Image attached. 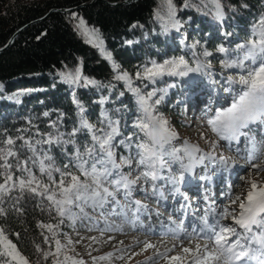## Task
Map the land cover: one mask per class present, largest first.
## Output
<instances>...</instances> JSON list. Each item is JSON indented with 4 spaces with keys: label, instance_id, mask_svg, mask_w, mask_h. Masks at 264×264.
Returning a JSON list of instances; mask_svg holds the SVG:
<instances>
[{
    "label": "snow or ice",
    "instance_id": "snow-or-ice-1",
    "mask_svg": "<svg viewBox=\"0 0 264 264\" xmlns=\"http://www.w3.org/2000/svg\"><path fill=\"white\" fill-rule=\"evenodd\" d=\"M201 4L205 9L211 6L215 18L223 22L225 11L221 0H201ZM185 6H188V0H185ZM72 15L76 17V13ZM153 17L161 23L164 32L170 29L179 31L182 26L176 19L173 0H159ZM76 30L86 37V43L98 47L106 59L112 60L111 53L103 48L98 28H89L83 18H78ZM232 35L231 32L224 33L225 39ZM126 43L132 44L133 41ZM198 43L185 47L194 49ZM216 51L224 54V59L220 61L223 69L239 71L224 80L227 86L223 91L229 95L235 93L231 102L216 108L206 119L208 130L216 139L208 140L204 132L199 133L200 139L210 145L208 151L188 139L178 146L174 145L173 142L179 139L178 133L169 126L165 117L155 111L163 96L151 103L157 90L145 94L141 88L133 86V78L127 71H122L118 64L112 62L114 79L124 81L135 97L140 113L132 123L135 131L118 139L122 136L123 110L102 108L99 120L92 123L84 116L85 108L74 94L73 103L77 105L80 119L70 132H61L58 123L50 121L54 131L40 133L37 130L35 135L39 139L6 136L0 140V216L8 214L5 205L15 192L21 195L29 192L46 199L49 210L56 212L59 223H38V227L47 230L44 243L49 248L44 250L36 245V250L43 260L51 258L52 264H88L75 251V245L81 243L83 237L73 241L63 234L65 239H60V225L65 220L73 226L80 222L88 230L99 233V236L88 237L90 243L86 247L92 249L93 244L113 240V236H108L107 240L101 238L106 233L123 232L124 225L139 229L146 236L157 234L156 225L145 224L142 219L147 217L151 221L152 215L159 221L158 234L171 237L170 243L166 239L151 242L134 238L127 245L120 241L119 246L103 255L93 256L89 251L91 264H116L122 260L127 264L133 257L149 249H152V254L142 261H136V264H158L160 260L164 264H264V142H257L254 136L249 135L252 131L250 126L264 124V15L252 24L247 40L236 44L235 48L225 47L222 43ZM202 55L208 57L212 53L205 50ZM209 69L210 63L205 64L193 52L191 63L183 55L162 62L150 60L139 66L135 78L155 83L165 76L189 77L195 74L191 82L196 83L198 75H212ZM60 76L73 89L104 87L98 81L83 76L80 67L61 72ZM30 91L25 89L10 98H18ZM160 91L166 93L167 89ZM107 100V97H101L97 103L104 105ZM48 115V112L44 113V116ZM97 124L100 126L97 127ZM81 134L88 136L83 143L78 139ZM242 138L243 149L240 147ZM18 140L23 141L19 147ZM220 141H225L235 155L226 156L218 152ZM45 145L47 149L43 147ZM54 145H67L71 149L69 152L65 148L69 163L63 169L55 166L50 155ZM118 146L128 152V155L120 154L119 160L116 152ZM24 149L31 155L21 159ZM239 159L245 163L240 164ZM133 162L139 173L134 177L131 171L126 173L123 170L126 167L132 169ZM174 165L179 166L175 172ZM70 167L76 171H69ZM34 168H38L39 175L33 171ZM197 169L201 174L197 175ZM244 172L247 175H243ZM54 173L58 174L59 179L55 178ZM44 177H47V183ZM141 180L146 185L151 184V192L147 187L139 190L144 191L146 197H155L157 203L167 199L164 194L166 186H170L169 192L174 199L183 197L180 207H173L167 221L160 219L162 213L159 209H151L141 200L133 198V192L138 190ZM160 181H163L162 185L158 183ZM193 181L204 189L202 198L197 194L190 199L187 193L181 191L182 186L190 185ZM212 185L216 192L210 195ZM118 196H122L123 201ZM193 200L196 208L192 207ZM201 200L204 204L202 209L199 207ZM18 204L19 198L12 207L22 212ZM97 213L99 219L94 215ZM173 215L179 217L178 222ZM111 217L120 219L121 223L116 224L110 220ZM14 235L18 237L19 234ZM139 245H142L139 252L132 251L133 247ZM0 264H30L2 226Z\"/></svg>",
    "mask_w": 264,
    "mask_h": 264
},
{
    "label": "trees",
    "instance_id": "trees-1",
    "mask_svg": "<svg viewBox=\"0 0 264 264\" xmlns=\"http://www.w3.org/2000/svg\"><path fill=\"white\" fill-rule=\"evenodd\" d=\"M84 1L86 0H0V47L20 26L42 17L49 8H67ZM184 2L185 0H173L181 28L185 29L191 39L197 37L204 40V36L208 35L209 45L218 42L213 37L214 33L220 32V25L209 15L201 16L183 10L181 6ZM221 3L225 11V27L231 28L238 36L248 38L246 29H249L256 16L264 13V0H221ZM158 4L159 0H137L121 6H109L98 1L68 13L51 12L42 21L22 31L12 45L0 54V83L6 93L28 88L36 91L25 95L19 104L8 102L0 91V140L6 136H30L34 127L51 132L53 129L48 124L50 121L57 122L61 132H70L78 124L80 113L73 103V89L58 81L56 74L74 71L76 67H80L84 76L104 85L99 89L95 86L74 88L75 97L84 106V116L90 122L97 123L102 108L110 111L122 109L123 118L140 115L133 93L128 91L124 81L114 79L112 62L118 64L122 71H127L133 78V86L141 88L143 92L142 85L135 78L139 64L147 57L169 56L180 49L175 42L176 39L181 42V36L173 37L162 33L155 22L153 10ZM72 13H76V17ZM78 18H83L87 26L99 29L103 48L112 55L111 61L105 58L98 47L86 43V37L76 30ZM134 24L137 27H133ZM187 24H190L189 28ZM132 38H138V42L127 44L126 41ZM213 46L215 48V44ZM196 47L197 53L201 54L198 46ZM120 93L124 95L121 96ZM105 95H109L111 101L104 105L97 103L99 97ZM159 111L161 115L170 113L167 107ZM45 112L49 115L44 116ZM78 139L83 143L88 136L81 134ZM22 143L18 140L17 147ZM65 148L71 151L67 145H54L50 151L55 166L62 169L69 163ZM27 156L29 152L24 149L20 158ZM70 168L69 171L75 172L73 167ZM17 198L22 212H17L12 207ZM5 207L8 214L0 216V226L6 229L9 238L28 258L30 264H43L45 260L37 252L36 245L44 250L49 248L44 243L47 230L37 225L59 223L56 212L49 210L46 199L29 192L22 195L13 193ZM65 224L66 222L60 225L61 233L67 230ZM16 233L19 234L18 237L14 235Z\"/></svg>",
    "mask_w": 264,
    "mask_h": 264
},
{
    "label": "rangeland",
    "instance_id": "rangeland-1",
    "mask_svg": "<svg viewBox=\"0 0 264 264\" xmlns=\"http://www.w3.org/2000/svg\"><path fill=\"white\" fill-rule=\"evenodd\" d=\"M26 1H31V0H26ZM181 7L185 11H192L194 13H198V15H201V16H208L209 15L211 18H213V19L215 18L213 11L210 10L211 6H209L208 9H205L203 7V5L201 4V0H188V6H185V2H184V4ZM261 15H264V13L259 14V16H256L254 18V20L251 21L252 24ZM176 19H177V17H176ZM187 21H189V19ZM155 22L158 25V27L162 33L171 34V35H173V37H177V32H179V31H177L176 29H170L168 32H164L162 30L161 23L157 20H155ZM252 24H251V26H252ZM186 26L189 28L190 24H187ZM251 26L249 27V29H246V32L247 31L250 32ZM89 28H91V27H89ZM226 32H231L233 35L228 37L227 39H225L224 33H226ZM185 34L187 35V33H185ZM220 34L221 35L214 33L213 39L217 40L218 43H211L210 45L207 42V36L208 35L204 36L205 41L200 40L197 37L190 40V41L188 40V42L186 41L187 43L185 41L178 42V40L176 39L175 43H178V45L180 46L179 50L173 52V54H171L169 56H161L159 58L147 57L143 60V62L141 64H139V66L144 65L150 60H156V61L162 62L164 59H168L171 57H178L181 55L185 56V58L188 59L191 63L192 54L190 53V51L191 52H194V51H193V49L186 48L185 46L195 44L197 41H199L197 46L201 52V58L200 59L204 63L205 62H207L208 64L210 63V69L209 70L217 78V85H209L208 82L206 81V79H203L201 77V75H198L196 77L197 83H192L191 77L195 74H190L189 77L165 76L163 78L158 79L155 83H150V82L145 81V80H138L139 83L142 85V89H143V92L145 94L148 91H152L153 89L157 90V95L152 98L151 103H154L156 99H160V97L163 96L161 103L159 105H156L155 111L157 113H159L160 115H161V113L159 112V110L162 109L163 107H167V109L170 111V113H168V115H166V119L169 121V126L176 133H178V136H179V139L173 142L174 145L178 146L179 144H181L183 142L184 139H188L194 143H198L202 149H204L205 151H208L210 145L206 144L204 140L200 139L199 133L204 132L208 140L216 139L214 134H212L208 130V127L206 124V119L209 115L214 113V111H213L214 108L211 111H209V109H208L202 113L194 114L195 110L193 109V107L191 106L190 103L192 102L191 100H193V98L195 100H199V99L201 100L202 97L205 95L204 93H206V92H203L202 86H204V88H207V92L215 91V92H219L220 95L221 94L226 95L227 93L223 91V88L227 86L224 83L225 78L228 76H235L237 74V72L239 71V70H232V69H223L221 67L220 61L222 59H224V54L217 52L216 49H217V46L222 44V43L224 44L225 47L235 48L236 44L241 43L247 39L243 36H238L231 28L230 29H223L222 31H220ZM188 38H190V37L188 36ZM127 41H133L132 44H134V43L138 42V38H136V39L132 38V39H129ZM167 42H169V41H167ZM214 44H215V48H212V47H214L213 46ZM129 45H131V44H129ZM205 50L212 53V55H210L208 57H204L202 55V53ZM138 70H139V67L136 69V72ZM60 73L61 72H58L56 74V77H57L58 81L63 82L61 79ZM135 77H136V73H135ZM201 78L203 81L199 82V80ZM200 83H202V84L199 86ZM145 85L147 87H145ZM169 85H175V86L169 87ZM206 86H208V87H206ZM71 88L73 89V87H71ZM28 89H31L32 91L27 92L24 95L18 96V98L12 99L10 97H12L14 93H19L25 89H18L16 91L6 93L4 91L3 84L0 83V91L3 92L2 97L11 103L19 104L25 95H28V94L36 91L32 88H28ZM162 89H167V92L166 93L161 92L160 90H162ZM197 93H203L204 95L202 94L203 96L197 97V96H195V94H197ZM232 95H235V93L233 92ZM101 97H107L108 100L106 102L111 101V98L109 97V95H105V96H101ZM101 97H99V99ZM207 99L210 100L211 97L209 95H207ZM231 99H232L231 97L227 98L226 104L220 105V107L221 106H227V103H230ZM201 101H203V100H201ZM221 101H225L224 97L221 98ZM158 106H163V107H158ZM136 118L137 117L131 118V117L125 116L122 119V121H121L122 136L118 137V139H123L130 132L135 131V129L132 127V123ZM48 124H50V122ZM258 126L259 127H255V131H254L255 133H251V135L255 137L257 142H264V124H258ZM37 130H39L40 133L49 132V131L44 132L42 129H40L38 127H34L33 132H32L33 134L30 136L29 135L26 136V138L32 137L35 139H39L40 137H37L35 135ZM53 131H54V129H53ZM43 147H45L46 149L48 148V146H46V145ZM217 151L223 152L226 156H230L234 153V151H231L228 149V147L224 141H220V144H219ZM116 152H117V160H119L120 154L128 155L127 150L123 147H120V146H118L116 148ZM30 155H31V153L29 152V156ZM238 162L240 164L245 163V161L243 159H239ZM178 167H179L178 165H174L173 171L175 172ZM72 169L74 171H76V169L74 167ZM123 170L126 173L131 171L133 177L139 174L138 171L135 170V163L134 162H133L132 169H129L126 167ZM142 170L143 169H140V171H142ZM33 171L39 175L38 168H34ZM197 173H198V175H199V173L201 174L200 169L197 170ZM166 174L167 173L165 172V175ZM243 175H247V172H244ZM54 176L56 179L59 177L58 174H55V173H54ZM44 181H45V183L48 182L46 177H44ZM162 182L160 181L158 183L162 185ZM145 187L148 188L149 193H150L151 192V184L146 185L143 180L139 181L138 182V190L133 192V198L141 200L143 203L147 204L149 206V208H151V209H159L160 212L162 213V216L160 217V219L167 221L169 215L172 214L173 206H171V209L164 208L163 206L160 205V203H157V199L155 197H151L150 195L146 197L144 191L139 190V189H144ZM166 187H170V186H166ZM211 187L212 186H210V188ZM117 198L121 199V201H123L122 196H118ZM166 200L169 201V203H171L170 198L167 197ZM192 207L196 208L197 205L192 204ZM199 207H200V205H199ZM203 207H204V205L202 206V208ZM89 211H91V210L89 209ZM201 214H202V212H201ZM94 215H96L97 218L99 219L98 213L94 214ZM173 218L174 219L176 218L178 220V217L177 216L175 217V215H173ZM142 219L144 220L145 224L151 223V224L155 225V223H156V225H157L156 231H160L159 222H157L158 218L155 215H152L151 221H149L147 217H142ZM110 220L114 221L116 224L121 223V220L116 218V217H111ZM65 222H66L65 226H66L67 230H64V232H62L60 239L61 240L65 239L63 234H67V236L70 237L73 241L80 240V238L83 237L84 239L81 240V243L75 245V251L78 252L86 261H88V264H91V260H90V257L88 255L89 251H91V254L93 256L103 255L106 252L112 251L114 247L119 246L120 241H123L125 245L130 244L134 238H139L140 240L148 239L151 242H158L162 239H166L169 243L171 242V237H162L158 233L155 235H147L146 236L145 232L140 231L139 229L138 230L132 229L129 225H124V231L123 232L106 233L101 238V240H107L108 236H113L114 237L113 240L109 241L108 243L93 244L92 249H88L86 247L90 243V241L88 240V237L99 236V233L97 231L88 230V228L82 226L80 222H77V224L75 226H73L68 220H65ZM101 226H103V225L101 224ZM141 233H144L145 236H142ZM140 247H142V245L135 246L132 248V251L139 252ZM151 254H152V249H149L147 252L143 253L142 255H138V256L133 257V259L131 261H128L127 264H136V261H142V260H144L145 256H148ZM43 264H52V259L49 258L47 261H44ZM100 264H107V262H100ZM116 264H126V261H124V260L118 261V262H116ZM158 264H164V261L160 260V261H158Z\"/></svg>",
    "mask_w": 264,
    "mask_h": 264
},
{
    "label": "bare ground",
    "instance_id": "bare-ground-1",
    "mask_svg": "<svg viewBox=\"0 0 264 264\" xmlns=\"http://www.w3.org/2000/svg\"><path fill=\"white\" fill-rule=\"evenodd\" d=\"M202 90H203V92H206V93H197V94H195V96H197V97H201V96H203L202 97V99L201 100H203V101H201L200 99L199 100H195L194 98H193V100H191L192 102L190 103L191 104V106L193 107V109L195 110V113L194 114H196V113H202V112H204V111H206V110H208L209 109V111H211L213 108H214V110L216 109V108H219L220 107V105H225L226 104V100H227V98H232V95H229V93H227L226 95L225 94H219V92H215V91H213V92H207V88H204V86H202ZM203 94V95H202ZM207 95H209L210 97H211V99L210 100H208L207 99ZM222 97H224V99H225V101H221V98ZM213 110V111H214ZM256 125H258V124H255V125H252V126H250L252 129H254L255 130V127H257ZM225 142V141H224ZM225 144H226V142H225ZM227 145V144H226ZM235 147V146H234ZM234 147H233V149H234ZM242 148V147H241ZM234 151V150H233ZM235 155V152L232 154V155H230V156H234ZM197 186H198V184L197 183H195ZM195 185V187H194V189L195 190H197L198 188H197V186ZM169 189H170V187H166L165 188V193L168 195V196H170L171 197V200H173V203L174 204H179L180 203V200H182V197H176L175 199L170 195V192H169ZM202 201V200H201ZM160 203V205L161 206H163L164 208H168V209H170V204H168L166 201H160L159 202ZM176 217V216H175ZM176 219V218H175ZM178 221V220H177ZM157 222H159L158 221V219H157ZM153 223V222H152ZM155 225H156V223H155ZM156 227H157V225H156ZM136 230H138V229H136ZM141 231V230H140ZM159 231H157V233H158ZM142 234V236H145L144 235V233H141ZM144 238V237H143Z\"/></svg>",
    "mask_w": 264,
    "mask_h": 264
},
{
    "label": "water",
    "instance_id": "water-1",
    "mask_svg": "<svg viewBox=\"0 0 264 264\" xmlns=\"http://www.w3.org/2000/svg\"><path fill=\"white\" fill-rule=\"evenodd\" d=\"M98 1H101V2H104L106 4H108L109 6H121V5H125V4H129V3H132V2H135L137 0H120V1H110V0H86L76 6H72V7H67V8H56V7H52V8H49V10L47 11L46 14H44L42 17L40 18H36V19H33L27 23H24L22 26H20L17 30H15L11 36L9 37V39L7 40V42L2 45L0 47V54L3 53L5 50H7L11 45L12 43L14 42V40L18 37V35L24 31L27 27H29L30 25L34 24V23H37V22H40L42 21L49 13L51 12H62V13H68V12H71V11H74V10H77L79 8H82V7H86V6H89L95 2H98Z\"/></svg>",
    "mask_w": 264,
    "mask_h": 264
}]
</instances>
